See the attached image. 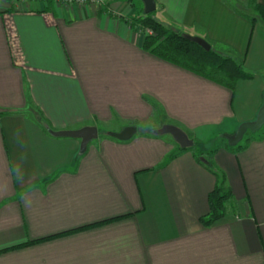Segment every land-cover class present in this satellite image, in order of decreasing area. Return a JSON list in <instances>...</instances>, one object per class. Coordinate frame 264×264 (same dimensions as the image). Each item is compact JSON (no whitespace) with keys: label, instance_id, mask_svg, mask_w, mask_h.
I'll use <instances>...</instances> for the list:
<instances>
[{"label":"crops","instance_id":"1","mask_svg":"<svg viewBox=\"0 0 264 264\" xmlns=\"http://www.w3.org/2000/svg\"><path fill=\"white\" fill-rule=\"evenodd\" d=\"M249 1L155 0L160 22L242 60L253 76L231 91L144 51L129 22L139 0H0V264H264V134L235 151L224 138L263 99L264 28L233 10ZM37 111L53 130L137 131L119 141L98 129L80 154ZM163 124L200 145L217 138L234 210L209 227L198 219L215 176L151 134Z\"/></svg>","mask_w":264,"mask_h":264},{"label":"trees","instance_id":"2","mask_svg":"<svg viewBox=\"0 0 264 264\" xmlns=\"http://www.w3.org/2000/svg\"><path fill=\"white\" fill-rule=\"evenodd\" d=\"M248 6L251 8L254 14L249 15L248 13L240 11L236 7H233V10L247 18L251 23L259 20L264 28V6L256 3L255 0H250ZM129 22L133 26L138 23L143 27H148L151 29L152 33L144 34L142 45L144 51L163 61L171 63L202 78L210 80L231 91H233L238 80L249 79L253 76L251 72L244 69L242 60H236L232 56L223 54L222 52L216 50L214 45L210 43L206 38H204L211 45V49L209 51H206L198 44L190 41L185 34H182L173 27L166 25L156 19L154 17V11L149 14H141L138 17L133 18ZM152 107L154 112L156 109L155 104L152 103ZM36 113L37 123L48 134L47 129L51 128V126L41 112L37 111ZM3 114L6 113L0 112V115ZM151 134L156 136L153 133V130L151 131ZM105 135L109 136L107 133ZM254 137L255 134L251 137H247L244 139L242 138L241 141L235 146H229L228 144H226V147L231 151L239 150L240 148H243ZM195 144V141H193L192 147L189 148H181L177 144L176 146L179 151H191L193 150ZM215 149L216 148L211 151H203L198 154L193 153L195 160L210 173H212L216 179L215 186L209 192L207 198L208 212L200 216L198 219L199 223L204 227H209L214 222L223 218L227 213L228 207L234 210L232 202V192L226 184L225 174L218 169L212 159V155L215 152ZM111 220L113 219L101 221L92 225L101 224ZM82 228H86V226L80 227L78 229ZM67 232L69 231H66L64 233ZM41 240L43 239H36L24 244L17 245L16 247L31 244Z\"/></svg>","mask_w":264,"mask_h":264},{"label":"water","instance_id":"3","mask_svg":"<svg viewBox=\"0 0 264 264\" xmlns=\"http://www.w3.org/2000/svg\"><path fill=\"white\" fill-rule=\"evenodd\" d=\"M143 5V13L149 14L156 9L155 0H139ZM187 38L201 46L206 51L211 49V45L208 41L200 36L186 35ZM264 124V92L262 104L256 114V117L249 122L241 123L236 131L231 135H225L224 138L229 146H235L241 141L243 135L247 131L256 132ZM137 131L134 126H126L118 132H109V136L115 138L119 141L129 140ZM47 132L54 137H66L78 139L79 153L82 154L86 151L88 144L97 139L98 130L94 125H87L77 129H62L53 130L51 128L47 129ZM153 133L156 135L169 134L175 143L181 148H189L193 145V140L188 137V135L179 127L172 124H163L161 127L154 129Z\"/></svg>","mask_w":264,"mask_h":264},{"label":"rangeland","instance_id":"4","mask_svg":"<svg viewBox=\"0 0 264 264\" xmlns=\"http://www.w3.org/2000/svg\"><path fill=\"white\" fill-rule=\"evenodd\" d=\"M16 1H18V0H16ZM24 1V0H23ZM54 1H56L57 2V0H54ZM104 1L105 0H85L84 2H76V1H73V2H65V4H67V5H72V4H76V5H90V6H95V7H99V9H102L103 8V5H104ZM134 2H137L138 0H133ZM59 3H64V2H61V0H59L58 1ZM247 8H245V7H242L243 8V10L246 12V13H248L249 15H252V14H254V12L251 10V8L250 7H248V5L246 6ZM245 8V9H244ZM155 11H154V17L157 19V16L155 15ZM132 20V19H131ZM136 26H137V29H138V31L140 32V33H142V34H150V33H152V31H151V29L150 28H148V27H143L142 25H140V24H136ZM172 27V26H171ZM174 28V27H173ZM174 29H176V28H174ZM177 30V29H176ZM179 32H181V31H179ZM182 34H184L183 32H181ZM216 50H218V51H220L221 52V50L220 49H218V48H215ZM223 54H225V53H223ZM226 55H229V54H226ZM231 56V55H230ZM22 113L23 114H25V116H26V111H22ZM257 114V113H256ZM255 117H256V115H255ZM254 117V118H255ZM161 124H162V122H161ZM162 125H159V126H157V128H159V127H161ZM116 126H114V125H110L109 127H103V126H101V125H99L98 126V129H99V131H100V136L101 135H105L106 134V132H107V134L109 135V132L107 131V130H116ZM157 128H155V129H157ZM97 129V130H98ZM140 129H142V128H140L139 127V129L138 130H140ZM152 130H154V129H152ZM151 130V131H152ZM110 132H115V131H110ZM255 134V136H258V135H262V134H264V124L261 126V128L259 129V130H257L256 132H251V131H247L245 134H244V136H243V139L244 138H247V137H251L252 135H254ZM164 135H166V137H171L169 134H164ZM163 135V136H164ZM78 140V139H77ZM216 140H217V138H215L214 140H213V142H211V143H205V145H200L198 142H196V144H195V146L193 147V150H191L190 152H192V153H200V152H203V151H211V150H213L214 149V147L216 146V144H217V142H216ZM93 141V140H92ZM226 144H227V142H226ZM192 147V146H191ZM228 211V210H227Z\"/></svg>","mask_w":264,"mask_h":264},{"label":"built area","instance_id":"5","mask_svg":"<svg viewBox=\"0 0 264 264\" xmlns=\"http://www.w3.org/2000/svg\"><path fill=\"white\" fill-rule=\"evenodd\" d=\"M59 0H57L58 2ZM73 1H76V2H84L85 0H61V2H64V3H60V4H65V2H73ZM59 3V2H58Z\"/></svg>","mask_w":264,"mask_h":264}]
</instances>
